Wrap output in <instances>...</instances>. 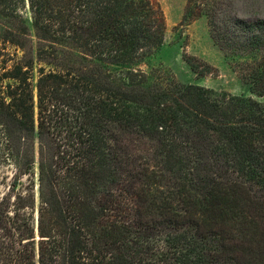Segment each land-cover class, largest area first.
<instances>
[{"label": "trees", "instance_id": "trees-1", "mask_svg": "<svg viewBox=\"0 0 264 264\" xmlns=\"http://www.w3.org/2000/svg\"><path fill=\"white\" fill-rule=\"evenodd\" d=\"M26 5L0 0V264H264V103L146 71L156 0ZM202 17L264 99V20Z\"/></svg>", "mask_w": 264, "mask_h": 264}, {"label": "rangeland", "instance_id": "rangeland-1", "mask_svg": "<svg viewBox=\"0 0 264 264\" xmlns=\"http://www.w3.org/2000/svg\"><path fill=\"white\" fill-rule=\"evenodd\" d=\"M166 18L165 42L162 48L146 63L144 69L163 79L181 84H196L216 93L252 97L264 103V99L250 91L244 77L243 59L225 55L214 43L208 20L202 17L190 24L183 22L187 0H156ZM232 15L246 21L264 20V0H226ZM20 12L30 23L26 0H21ZM29 50L36 54L38 42L32 27ZM9 31V15L0 10L1 38ZM3 45L0 44V47ZM11 52L14 51L10 48ZM5 56H0V75L4 73L2 61L7 59L9 68V45ZM21 55V52H20ZM9 83L5 80L4 84Z\"/></svg>", "mask_w": 264, "mask_h": 264}]
</instances>
